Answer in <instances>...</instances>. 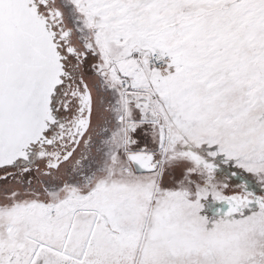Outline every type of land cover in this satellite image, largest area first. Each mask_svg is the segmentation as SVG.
<instances>
[{
  "label": "snow or ice",
  "instance_id": "1",
  "mask_svg": "<svg viewBox=\"0 0 264 264\" xmlns=\"http://www.w3.org/2000/svg\"><path fill=\"white\" fill-rule=\"evenodd\" d=\"M0 264H264V0H0Z\"/></svg>",
  "mask_w": 264,
  "mask_h": 264
}]
</instances>
